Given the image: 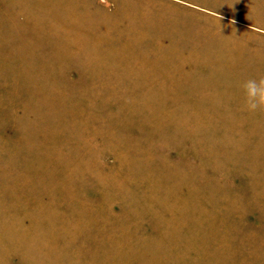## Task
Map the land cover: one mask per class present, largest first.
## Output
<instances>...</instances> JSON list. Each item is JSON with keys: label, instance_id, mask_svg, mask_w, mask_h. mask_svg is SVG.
<instances>
[{"label": "rangeland", "instance_id": "obj_1", "mask_svg": "<svg viewBox=\"0 0 264 264\" xmlns=\"http://www.w3.org/2000/svg\"><path fill=\"white\" fill-rule=\"evenodd\" d=\"M142 2L0 0V264H264V69Z\"/></svg>", "mask_w": 264, "mask_h": 264}, {"label": "crops", "instance_id": "obj_2", "mask_svg": "<svg viewBox=\"0 0 264 264\" xmlns=\"http://www.w3.org/2000/svg\"><path fill=\"white\" fill-rule=\"evenodd\" d=\"M100 2L101 0H97ZM124 8L137 9L150 3L142 0H105ZM174 3L192 10L193 35L208 38L219 52L250 54L256 66L264 69V0H154ZM132 3V4H131ZM119 8V7H118ZM138 18H142L138 17ZM221 18V19H220Z\"/></svg>", "mask_w": 264, "mask_h": 264}, {"label": "clouds", "instance_id": "obj_3", "mask_svg": "<svg viewBox=\"0 0 264 264\" xmlns=\"http://www.w3.org/2000/svg\"><path fill=\"white\" fill-rule=\"evenodd\" d=\"M241 88L244 95V109L250 113L264 111V76L245 80Z\"/></svg>", "mask_w": 264, "mask_h": 264}]
</instances>
